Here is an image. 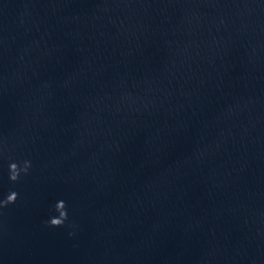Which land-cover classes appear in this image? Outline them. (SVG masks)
Masks as SVG:
<instances>
[{"label": "water", "instance_id": "95a60500", "mask_svg": "<svg viewBox=\"0 0 264 264\" xmlns=\"http://www.w3.org/2000/svg\"><path fill=\"white\" fill-rule=\"evenodd\" d=\"M0 264H264V0H0Z\"/></svg>", "mask_w": 264, "mask_h": 264}, {"label": "clouds", "instance_id": "9594fccd", "mask_svg": "<svg viewBox=\"0 0 264 264\" xmlns=\"http://www.w3.org/2000/svg\"><path fill=\"white\" fill-rule=\"evenodd\" d=\"M28 167H30V162H25V167L23 171H27ZM21 169L17 163H12L10 165V179L12 181H16L19 179ZM17 199V193H11L7 199L4 201L5 204L15 202ZM56 210L60 213V216L54 217L51 219L50 223L52 226H60L63 224L64 220L67 219V211H66V203L64 201H58L56 205Z\"/></svg>", "mask_w": 264, "mask_h": 264}]
</instances>
